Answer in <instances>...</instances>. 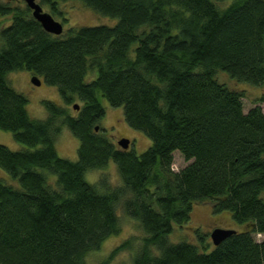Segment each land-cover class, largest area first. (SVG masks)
<instances>
[{
  "label": "trees",
  "instance_id": "16d2710c",
  "mask_svg": "<svg viewBox=\"0 0 264 264\" xmlns=\"http://www.w3.org/2000/svg\"><path fill=\"white\" fill-rule=\"evenodd\" d=\"M64 1L39 3L61 14ZM79 1L117 22L53 35L26 4L0 0V17L11 18L0 29V129L26 146L0 143V167L19 182L0 178V264H87L120 231L119 202L144 232L132 264H264V239L254 237L264 233V93L244 112L242 93L215 77L221 70L264 84V0ZM17 70L56 86L64 105L44 100L46 117L29 116L26 96L8 83ZM89 72L96 75L87 81ZM103 100L146 134L145 151L122 149L102 133ZM63 126L79 139L76 160L56 152ZM175 150L190 160L177 171ZM111 161L119 185L85 179ZM200 203L229 211L245 229L210 251L169 242L173 225L187 223Z\"/></svg>",
  "mask_w": 264,
  "mask_h": 264
},
{
  "label": "rangeland",
  "instance_id": "374dc122",
  "mask_svg": "<svg viewBox=\"0 0 264 264\" xmlns=\"http://www.w3.org/2000/svg\"><path fill=\"white\" fill-rule=\"evenodd\" d=\"M10 1L12 5L25 6L24 0H6ZM39 2V0H37ZM44 11L52 14L55 20L63 24V34L71 27L90 26V25H109L112 26L117 22V18L107 16L95 11L93 8L85 5L79 0H67L60 2L57 6L58 13H52L49 7L41 5ZM63 18H66L64 21ZM10 16L0 17V29L7 26L10 22ZM1 44V42H0ZM95 72H89L85 80L89 81L94 78ZM32 74L27 70H17L9 72L7 75L8 83L16 91L26 96L28 102L26 110L32 118L42 119L47 115L46 109L42 102L44 100H52L56 103L64 105L58 89L56 86L49 85L41 79L40 85H35L31 81ZM217 80L229 88L238 90L242 93V104L244 112L248 111L251 107L257 105L256 100L264 93V84L251 85L245 82L237 81L230 77L226 72L217 70L215 73ZM75 103L81 104L79 101ZM263 109L262 104H259ZM105 114L100 119L99 127L102 133L108 137L114 144L121 138L129 139L128 150H133L137 154L145 151L151 144L150 139L142 131L136 130L128 126L123 117L122 107H113L109 105L106 100H103ZM68 111L75 114L77 110L68 106ZM0 143L6 145L12 150H19L26 146L17 142L13 138V133L10 131L0 129ZM79 139L74 136L66 126H63L60 132L55 137V149L59 156L71 160L77 159V148L79 146ZM119 146V145H118ZM120 147V146H119ZM190 162L186 161L179 151L173 152L172 169L175 171L181 169ZM107 177L111 185H119L122 181L120 179L118 168L114 162H109L102 169H95L87 171L85 179L90 182H97L99 178ZM0 178L4 179L7 183L19 187V182L12 178L5 170L0 167ZM264 197V193L262 195ZM119 205V206H118ZM116 207L117 215L119 218L120 231L117 234L111 235L106 238L99 249L90 252L86 257L87 264H100L108 259L109 253L117 245L124 242L127 238L134 237L131 240V247L119 251L113 259L109 260L107 264H132L133 256L138 252L141 247L144 232L139 226L138 220L130 217L123 209L121 202ZM190 219L187 223L181 226L173 225V230L166 236L167 240L171 243L180 241H187L198 245L199 250L210 251L213 244L210 239V232L216 228H228L233 230L242 231L245 226L236 222L229 211H222L215 213L212 210L211 203H200L192 206ZM203 239L199 238V234ZM206 235V237H205ZM255 239L263 240L264 233L254 235ZM205 246V248H203Z\"/></svg>",
  "mask_w": 264,
  "mask_h": 264
},
{
  "label": "water",
  "instance_id": "95a60500",
  "mask_svg": "<svg viewBox=\"0 0 264 264\" xmlns=\"http://www.w3.org/2000/svg\"><path fill=\"white\" fill-rule=\"evenodd\" d=\"M26 6L31 10V14L35 20H37L41 27L48 33L53 35H60L63 32V24L57 20L54 19L52 14H50L47 11H44L41 4L37 0H24ZM32 83L35 85L41 84V79L36 76L32 75L31 77ZM72 108L74 110H78L79 105L77 103H74L72 105ZM95 130H98V126L95 127ZM117 144L122 149H128L129 147V139L127 138H121L117 141ZM235 230L228 229V228H220L216 227L214 228L209 236L211 239V242L213 245H218L224 238L229 236L232 232Z\"/></svg>",
  "mask_w": 264,
  "mask_h": 264
}]
</instances>
